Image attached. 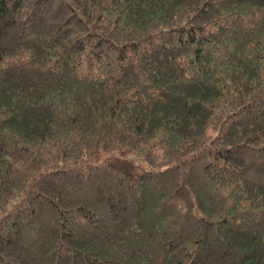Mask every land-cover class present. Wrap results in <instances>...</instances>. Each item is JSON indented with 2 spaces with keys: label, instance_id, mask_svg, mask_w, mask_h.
Here are the masks:
<instances>
[{
  "label": "trees",
  "instance_id": "obj_1",
  "mask_svg": "<svg viewBox=\"0 0 264 264\" xmlns=\"http://www.w3.org/2000/svg\"><path fill=\"white\" fill-rule=\"evenodd\" d=\"M0 264H264V0H0Z\"/></svg>",
  "mask_w": 264,
  "mask_h": 264
}]
</instances>
